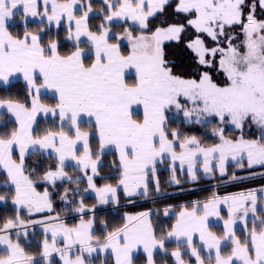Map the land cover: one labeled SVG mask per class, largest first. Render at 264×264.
Here are the masks:
<instances>
[{
	"label": "snow or ice",
	"instance_id": "6c2138e0",
	"mask_svg": "<svg viewBox=\"0 0 264 264\" xmlns=\"http://www.w3.org/2000/svg\"><path fill=\"white\" fill-rule=\"evenodd\" d=\"M17 75L23 99L0 98V264H264V187L164 207L166 227L154 209L96 216L159 192V164L175 185L264 169V0H0V82Z\"/></svg>",
	"mask_w": 264,
	"mask_h": 264
},
{
	"label": "trees",
	"instance_id": "16d2710c",
	"mask_svg": "<svg viewBox=\"0 0 264 264\" xmlns=\"http://www.w3.org/2000/svg\"><path fill=\"white\" fill-rule=\"evenodd\" d=\"M98 21V19H93L91 22L92 23H96ZM29 28L35 29L37 27V22H29ZM14 31H22V27L16 26L13 28ZM49 35H51V33H49ZM61 35H63V33H61ZM45 39H47V36H45ZM71 47V43L70 42H65L64 47L61 49L62 51H66ZM188 61L185 60L184 63L186 64ZM183 70V68L181 69ZM24 82L22 80H16L13 81L12 83H10L9 85L6 86H1L0 85V98H5V97H19L21 99H23L24 97ZM45 99L46 102H53L51 100L50 95H45L43 97ZM51 117L48 118H44L41 117L40 121H41V125H43L44 123H48L51 124ZM0 132L5 131L8 128L13 127V124L10 122L9 117L7 115H4L3 112H0ZM175 126V125H173ZM199 134V133H197ZM209 143L212 142L211 140L208 141ZM108 160L113 159V155L110 153L107 156ZM69 171H71V169H69ZM111 171L108 168H105V172ZM159 177H160V181H161V188H163L166 192L176 188V185L170 184L168 182V177H167V172L163 169H159ZM5 174L0 171V195H5L6 193L11 192V186L8 185L7 187L4 186V181H5ZM203 180H212V179H204ZM263 181L264 182V176L258 177V178H253L252 180H248V181H243V182H238V183H231L228 184L226 186H228L227 188L230 189H236L238 187H247L250 186L251 184H257V182ZM105 180H101V179H97V183L98 184H102L105 183ZM107 182H113V181H107ZM186 183H188L186 181ZM185 184V183H184ZM261 185V184H259ZM82 186H86V185H82ZM185 186V185H184ZM224 186H219L217 187V189L219 188L218 191H221V188ZM206 192H210V189L206 188L204 190H202L201 194L206 193ZM198 193V192H197ZM196 193V195H197ZM150 195H153L152 193ZM188 195H179V196H171V197H163V198H159V199H154L148 202H144V203H139V204H135V205H125V206H121V207H116V208H112L110 210H101V211H97L96 216L98 219H107L110 224H116L121 222V217L123 215L124 212H138V211H143V210H147V209H154L157 210L155 211L154 215H153V220L155 223H157L160 227H166L168 226L172 221H173V216H169V217H165L162 213L163 208L168 205V204H172L175 203L177 201H181L183 199H187ZM85 202L89 205L95 203V198L92 196H85ZM129 202L128 200H125L123 198V196H121V201H120V205L123 203H127ZM113 204H109L107 206H111ZM12 205L10 202L4 204H0V219H2L5 216H10L12 215ZM64 207V205L59 201V199L57 198V209L59 210L60 208ZM103 207V206H102ZM97 209H101V207H97ZM96 209V210H97ZM70 224L74 223L75 220H69L68 221ZM98 230H99V225H98ZM35 235L37 238H41L40 237V229L36 228L35 230ZM31 237V236H30ZM32 239V240H31ZM31 239L29 238V240L32 242L31 243V250L35 251L37 250V246L35 244V242H33V238L31 237ZM169 250L175 247V244H173L172 241H170L167 245H166ZM159 259V256H158Z\"/></svg>",
	"mask_w": 264,
	"mask_h": 264
},
{
	"label": "rangeland",
	"instance_id": "374dc122",
	"mask_svg": "<svg viewBox=\"0 0 264 264\" xmlns=\"http://www.w3.org/2000/svg\"><path fill=\"white\" fill-rule=\"evenodd\" d=\"M96 6L98 7L99 5L97 4ZM30 22H37V21L30 20ZM98 22L99 21H97L96 23H98ZM159 169H163V170H165L167 172V177H168L167 180L169 182L170 172L168 171L167 164L165 163V164H159L158 165V176H159ZM250 171L259 173V172H264V169H261L259 167L255 168V169H251V170L237 169L235 167V164L230 162L229 163V175H231L232 172H235L236 175L241 176V177H245V179L238 180V181H229L228 177L220 178L218 176V174H217L216 178H211V177H206L203 173H198V180L195 181V182H192V181H188L186 176L180 175V173L178 172V176H180V178L182 180V183L180 185H176V188H174V189H172V190H170L168 192H166L163 188H161L159 192H155V191L150 192V194L152 193L153 195L149 194L148 197H144V196L133 197L131 202L123 203V204L118 205V206L117 205H111V206L99 205V207H101V209H97L96 213H97V211H101V210H110L112 208L121 207V206H125V205H135V204L144 203V202H148V201H151V200H154V199L163 198V197L165 198V197H171V196H179L181 194L188 195L187 199H183L181 201H177L175 203L168 204V205L165 206V207H167L169 205H172L173 206L172 212L174 213V212H178L179 211V208H180L181 205H183V204H189L190 205V202L193 201V200H204L207 197H209L213 192H218L221 195H223V194H226V193L238 192V191L246 190V189H250V188L264 187V182L260 181V182H257V184L256 183L255 184H251L250 186H247V187H238L236 189L227 188L228 186H226V185L231 184V183H238V182L252 180L253 178L261 177L260 175L249 176V172ZM202 178H204V179H212V180L206 181V180H203ZM186 181L188 183H186ZM170 184H172V183H170ZM259 184H261V185H259ZM173 185H175V184H173ZM219 186H224V187L221 188V191H218L219 188L217 189V187H219ZM150 187H151V185H150ZM206 188L210 189V192H206V193H203V194L199 193V192H201L202 190H204ZM196 193H197V195H196ZM85 196L94 197V194L89 192V193L85 194ZM121 196H123V195L121 194ZM222 215H224L223 212H222ZM170 216H173L172 219L174 221V215H170ZM210 223H211L214 231H217V232H221L222 231V222L221 221H218L215 218H212L210 220ZM37 228L39 229V226H37ZM238 234H239V225H238ZM29 238L31 239V237H29ZM39 239L40 238H37L36 235H35V240L33 239L34 240L33 242H35L36 246H37V243H38ZM172 242H173V244H175L174 241H172Z\"/></svg>",
	"mask_w": 264,
	"mask_h": 264
},
{
	"label": "crops",
	"instance_id": "0c3cea01",
	"mask_svg": "<svg viewBox=\"0 0 264 264\" xmlns=\"http://www.w3.org/2000/svg\"><path fill=\"white\" fill-rule=\"evenodd\" d=\"M16 80H22L23 81L22 77L17 75L16 77L10 78V82L8 84H4L3 82H0V85L1 86H6V85H9L10 83H12L13 81H16ZM48 95H50V94H48ZM0 112H3V110H0ZM0 204H2V203H0Z\"/></svg>",
	"mask_w": 264,
	"mask_h": 264
}]
</instances>
